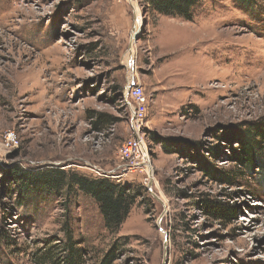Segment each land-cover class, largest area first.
<instances>
[{"label": "rangeland", "instance_id": "rangeland-1", "mask_svg": "<svg viewBox=\"0 0 264 264\" xmlns=\"http://www.w3.org/2000/svg\"><path fill=\"white\" fill-rule=\"evenodd\" d=\"M145 6L0 0V264H104L109 252L112 264H264V163L234 160L264 120V0H199L191 20ZM136 11L139 134L165 205L119 155L135 128ZM15 167L110 177L136 201L111 232L92 196L15 181Z\"/></svg>", "mask_w": 264, "mask_h": 264}, {"label": "trees", "instance_id": "trees-1", "mask_svg": "<svg viewBox=\"0 0 264 264\" xmlns=\"http://www.w3.org/2000/svg\"><path fill=\"white\" fill-rule=\"evenodd\" d=\"M145 7L164 16L179 17L187 20L193 18V9L199 0H143ZM243 1V0H242ZM176 139L167 140L162 144L168 153L178 151L170 143H177ZM235 161L243 168H253L256 163H264V120L251 127L245 136L238 138ZM262 167H260L261 169ZM264 168V167H263ZM262 168V169H263ZM15 181L33 183L40 189L59 190L67 185L77 186L83 193L92 196L99 204L100 212L105 220V226L111 232L120 229L122 223L129 215L132 205L136 201L130 185H123L110 177L90 178L79 173L65 172L64 169L54 167L32 174L19 167L12 171ZM36 188V187H35ZM72 256V255H71ZM74 257V256H73ZM116 256L108 253L104 264H112ZM75 259V258H74ZM49 260H51L49 258ZM71 260H73L71 258ZM77 261V260H75ZM49 263V262H45ZM49 264H57L53 261ZM69 264V263H68ZM70 264H80L72 262Z\"/></svg>", "mask_w": 264, "mask_h": 264}, {"label": "built area", "instance_id": "built-area-1", "mask_svg": "<svg viewBox=\"0 0 264 264\" xmlns=\"http://www.w3.org/2000/svg\"><path fill=\"white\" fill-rule=\"evenodd\" d=\"M124 94L125 101L129 102L131 105L132 122L133 128L135 127V129L133 138L121 146L119 155L126 168H145L149 176V166L151 165L150 157L146 148V143L139 134V122H141L146 116L147 97L145 96L144 87L135 82L130 91L127 93L125 92ZM10 134L11 133H9V135Z\"/></svg>", "mask_w": 264, "mask_h": 264}, {"label": "water", "instance_id": "water-1", "mask_svg": "<svg viewBox=\"0 0 264 264\" xmlns=\"http://www.w3.org/2000/svg\"><path fill=\"white\" fill-rule=\"evenodd\" d=\"M135 18H136V13H135ZM141 27H142V25L139 26V28H137L136 25L133 24L132 34H131L130 43H129V47H128V51L129 52L132 51L133 42H135V40H137L138 37H139V33L141 31ZM134 61H135V59H134V57H132L130 59V65H131L130 66V73L132 75V82H129L128 87H126V93L130 91L132 85L135 82V76H134V67H135V65H134ZM153 174H154L153 173V167H152V165H150L149 183H148L147 188L150 191V193L153 195L154 198H156L159 202H161L163 205H165L163 199L153 189ZM161 218H162V216H160L159 222H160ZM166 237H167V235H166ZM167 247H168V244H167V238H166V240L164 242L165 254L167 253ZM165 263H166V259L164 258L163 264H165Z\"/></svg>", "mask_w": 264, "mask_h": 264}, {"label": "bare ground", "instance_id": "bare-ground-1", "mask_svg": "<svg viewBox=\"0 0 264 264\" xmlns=\"http://www.w3.org/2000/svg\"><path fill=\"white\" fill-rule=\"evenodd\" d=\"M139 22H141V16H140L139 12L136 11V22L134 21V24L136 25L137 28H139V26H141L139 24ZM133 45H134V42H133ZM133 50H134V48L132 46V51L129 52L131 58L134 56ZM149 170H150V166H149Z\"/></svg>", "mask_w": 264, "mask_h": 264}]
</instances>
